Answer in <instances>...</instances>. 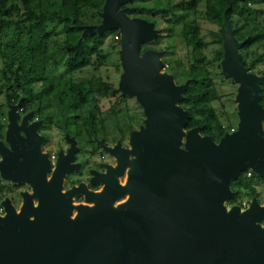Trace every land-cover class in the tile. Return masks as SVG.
<instances>
[{
	"label": "water",
	"instance_id": "water-1",
	"mask_svg": "<svg viewBox=\"0 0 264 264\" xmlns=\"http://www.w3.org/2000/svg\"><path fill=\"white\" fill-rule=\"evenodd\" d=\"M130 1L106 0L102 22L82 29L84 36L120 31L124 73L118 90L143 107L144 124L131 132L130 148L98 141L117 159L92 181L104 183L102 191L82 184L64 192L66 176L77 168V141L67 135L71 147L59 152L49 178L43 121L31 123L33 114L22 115L21 102L9 104L0 176L29 184L32 192L22 193L20 212L10 198L2 202L0 264H264V206L256 198L246 210L225 205L241 173L264 177V75L245 65L243 43L226 16L222 67L239 84L237 129L220 142L199 128L187 130L189 111L181 102L188 83L162 72L161 52H142L159 31L128 15ZM81 190L93 206L74 204Z\"/></svg>",
	"mask_w": 264,
	"mask_h": 264
},
{
	"label": "trees",
	"instance_id": "trees-1",
	"mask_svg": "<svg viewBox=\"0 0 264 264\" xmlns=\"http://www.w3.org/2000/svg\"><path fill=\"white\" fill-rule=\"evenodd\" d=\"M134 1L141 3L146 0H131L129 4ZM202 1L205 3L204 16L209 23L222 26L226 16L230 19L235 37L243 43L240 52L245 65L252 72L264 75V71L258 69L264 65V0H168L166 5L155 0L153 7H135L128 15L151 21L159 31L154 42L143 45V51H160L162 45L168 43L165 52L173 55L175 31L181 26L180 36L191 56L186 57L187 67L182 59L171 60L169 72L177 84L188 83L181 102L189 111L187 130L199 128L203 135L220 142L226 133L237 128L238 109L232 112L225 110L226 119L223 120L214 103L225 96L236 99L239 84L223 71L222 29L215 34L214 43L219 46L213 56L208 58L204 53L210 43L203 37L196 19L197 8ZM105 2L56 0L55 10L44 11L37 0H0V97L5 95L7 103L22 101V111L27 113L32 89L41 86L42 99L47 96L54 99L53 105L62 115L61 128L75 136L83 148L93 145L99 149L95 138L107 133L106 118L112 119L117 130L122 132L118 116L127 110L123 105L130 98L122 95L118 86L100 76L65 82L74 73L92 65L108 38L120 35L118 29L107 30L102 35H83V26L102 22L100 13ZM157 18L164 20L161 28L157 26ZM57 27L63 29L66 39L57 51L50 53V40ZM62 54L64 59L59 66L56 58ZM53 67H56L54 74L49 71ZM181 69L187 74L185 79L181 76ZM224 86L234 87V92L223 94ZM12 92L19 95L13 97ZM103 100H110L111 105L106 111L102 107ZM260 102L264 105V85ZM0 129L4 131L1 119ZM248 172L252 176L244 172L231 183L239 195L244 190L251 195L257 194L259 181L264 183V177L254 171Z\"/></svg>",
	"mask_w": 264,
	"mask_h": 264
},
{
	"label": "rangeland",
	"instance_id": "rangeland-1",
	"mask_svg": "<svg viewBox=\"0 0 264 264\" xmlns=\"http://www.w3.org/2000/svg\"><path fill=\"white\" fill-rule=\"evenodd\" d=\"M154 1L155 0H146V1H142L141 3H139V1H134L133 3L131 4L128 3L125 6L130 7L133 10L135 7H141V6L153 7ZM161 2L162 4L166 5L168 0H161ZM37 3L38 4L40 3V6L42 7L41 10H44V11L55 10L56 4H57L56 0H37ZM204 10H205V3L204 1H202L201 3H199V7L197 8L198 13L196 14V19L198 20L199 25L202 28L203 37L208 43H210L209 47L204 49V53L206 54L208 58H211L214 54V51L219 46L218 44L214 43V40L216 39L215 34L220 32L222 26L209 23L204 16ZM157 19H158L157 26L161 28L164 24V20L162 18H157ZM180 27L176 28V31H175V35H176L174 38L175 43H173L175 53L172 55V54H169L168 52L167 53L165 52V50L169 46L168 43H164L162 45V49L159 51L162 53L161 59L164 64V68L162 69V72L170 73L169 70L171 69L170 68L171 65L169 62L171 60L182 59L184 61L183 65L185 67L188 66V61L186 57L188 55L189 57L191 56V54L189 53L190 49L188 50L184 45L182 37L180 36ZM53 32H54L52 34L53 36L50 40V43H51L50 53L57 51L59 47H61V44L66 39L65 33L61 27L55 28ZM152 42H154V40ZM151 43H147V44H151ZM120 51H121V35H114L108 38V40L106 41V43L104 44L102 48L101 54L98 57H95L93 59L92 65L88 68L83 69L82 71L74 73L71 78L65 79V82L69 83L71 80L81 81V80L90 78L95 75V76H100L103 78V80L111 82L115 84L116 86H118L121 80V77L124 73ZM142 52L144 51L142 50ZM56 59L58 62L57 65L60 66L61 62H63L62 60L64 59V54L59 55ZM55 68L56 67H53L52 69H50L49 70L50 73L54 74L56 72ZM258 69L259 70L261 69L264 71V65L258 66ZM180 73H181L182 78L185 79L187 77V74L186 72H184V69H181ZM42 90L43 89L41 86H37L32 89L31 91L32 94L29 97L30 105L27 106V108H29V110H27L28 113H24L23 111V114L24 115L29 114V113L34 114L33 112L36 111V114L32 117V119L39 117L45 120L46 126L42 130L40 129L39 132L44 137H47L48 143L44 142V144L42 145V150H43L42 152L56 155L58 151L62 150V148L66 150V148L68 147L69 144L67 143V139H66L68 134L61 128L62 115L59 113L58 108L53 105L54 99L48 96L42 99L43 98V95H41ZM230 92H234V87L224 86L223 94L224 93L229 94ZM11 94L13 97H16L17 95H19L18 93H15V92H12ZM136 101L137 100L135 97H130L128 100H125L126 105H123V107L126 106L127 110L123 111L118 116V122H119V125L122 127V132L117 130V128L115 127V122L112 119L106 118V125L108 128L106 136H107V140L109 141L108 144L110 146H112L113 144H117L118 141H121L124 146H127L128 148H130L131 132L134 130H139L140 126L144 124L145 115H144L143 107L141 108ZM19 102H22V101H19ZM9 104H14V103H7L5 95L0 97V119L4 125V131L0 129V141L5 140V134H6V130L8 127V106ZM110 105H111L110 100L102 101V107L104 111H106L110 107ZM214 106L216 107L218 114L223 118V120L226 119L225 110H229L230 112H232L235 109H238V103L236 102V99L230 96L229 97L225 96L221 100L215 102ZM22 110L23 109L21 108L20 109L21 114H22ZM224 124L226 126L229 125L227 121H225ZM236 129L237 128L232 129L231 132L236 131ZM101 135H98L97 137H100ZM115 137L117 138L116 140H114ZM84 148H85L84 150L89 151L92 147L88 148V146L85 145ZM110 156H111L110 158L112 159L111 162L116 161L115 163V166H116L117 159H115V157L112 155ZM248 171L252 172V170H248ZM248 171H246L247 176H249ZM72 178L74 177L69 176L67 178V182L65 186L66 190H67V187L71 186ZM121 183L122 185H125L127 183V174L121 177ZM66 190H64V192H66ZM7 191H11L15 193V197L17 200H16V203L14 204L16 208L19 210L18 212H20V209L23 205L24 200H23V196L19 194V191H22V192L27 191L31 193L32 188L29 184L14 183L7 179H2V177L0 176V210L3 208L2 202L6 199V197L10 198V195L7 194ZM233 191L235 192V197L225 203L227 208L230 209L234 206H240L243 210L248 209V207L253 201L254 196H252L246 190L241 191L240 195L235 190ZM126 200H127V197H124L120 199L119 201H117L115 205L117 206L121 203H124L126 202ZM37 205L38 203H35V206ZM90 206H93V204H91ZM4 213H5L4 209L0 211V215H3ZM261 224L264 225V221H262Z\"/></svg>",
	"mask_w": 264,
	"mask_h": 264
},
{
	"label": "flooded vegetation",
	"instance_id": "flooded-vegetation-1",
	"mask_svg": "<svg viewBox=\"0 0 264 264\" xmlns=\"http://www.w3.org/2000/svg\"><path fill=\"white\" fill-rule=\"evenodd\" d=\"M33 113H34L33 114V116H34L36 114V111H34ZM22 115H24L23 114V111H22ZM38 120L39 121H43V125L40 127V129L42 130L46 126V122H45V120H43V118L36 117V118H33L32 120H30V122L32 123V122L38 121ZM67 134L70 137L75 138V140L77 141V146H78L79 150L75 154V160L73 162L75 165H77V168L74 169L73 171H71L66 176V178L64 180V190H66L65 189V186H66L67 178L69 176H73L74 178H72L71 186L70 187H67V190L66 191L70 190L73 187H78V188L81 189V185L82 184H85L87 186V188L89 190H91V191H94V192H100V191H102L103 190V187H104V183L98 182V183H95L94 184L92 181H93L94 178L97 179V176H96L97 174L102 175V174H106L107 173V168H106L107 165H111V166H114L115 167L116 161L111 162L112 159L110 158L111 157L110 154L108 152H105L103 150L102 146H100L98 144V141H102L103 144L107 145L108 147H115L117 144H113L112 146H110L108 144L109 141L107 140L106 134H102V135L100 134L101 135L100 137H96L95 138V144H96L97 147H99V149H95L93 145H87L88 148L89 147H92L89 151H87V150H84L85 148H83L82 145L79 144L78 139L75 136H71V134H69V133H67ZM45 138L46 139L44 140V142H47L48 143L47 137H45ZM67 143L69 145L66 148V150H64L62 148V150L65 151V153H68V150L71 147V144L68 141H67ZM122 146L124 148H128L127 146H124L123 144H122ZM60 151H58V153L56 155H54L55 156L54 159L51 158V156L53 154H49L50 155V160H51V163H52V169H51V171L49 173V176H48L49 178L53 174L54 167H55V164H56V160H57V157H58V154H59ZM250 176H252V174ZM98 177H100V176H98ZM120 182H121V179H120ZM262 185L264 186V183L261 182V181H259V186H257L258 192H257V194H253L252 196H254L253 200L256 198L259 201V203L262 206H264V200H263L264 199V187ZM22 193H23L22 191H19V194L20 195H22ZM7 194L10 195V199L12 200L13 204L16 203V200L17 199L15 197V193H13L11 191H7ZM84 194L85 193L83 192V190H81L79 192V194L74 197V204L75 205H79V204H89V205H91V204H93V203L88 202L86 200ZM6 198H9V197H6ZM35 202H37V201H35ZM14 206H15V204H14Z\"/></svg>",
	"mask_w": 264,
	"mask_h": 264
},
{
	"label": "built area",
	"instance_id": "built-area-1",
	"mask_svg": "<svg viewBox=\"0 0 264 264\" xmlns=\"http://www.w3.org/2000/svg\"><path fill=\"white\" fill-rule=\"evenodd\" d=\"M51 158H52V159H54V158H55V156H54V155H52V156H51ZM0 160H1V156H0ZM250 175H251V173L249 172V176H250ZM2 210H3V208H2L0 211H2Z\"/></svg>",
	"mask_w": 264,
	"mask_h": 264
},
{
	"label": "bare ground",
	"instance_id": "bare-ground-1",
	"mask_svg": "<svg viewBox=\"0 0 264 264\" xmlns=\"http://www.w3.org/2000/svg\"><path fill=\"white\" fill-rule=\"evenodd\" d=\"M126 197H127V200H128L130 196L128 195V196H126ZM35 203H38V202H35ZM35 203H34V205H35Z\"/></svg>",
	"mask_w": 264,
	"mask_h": 264
}]
</instances>
